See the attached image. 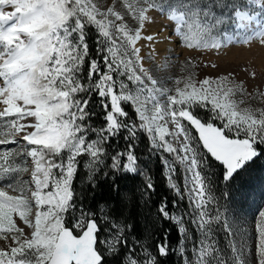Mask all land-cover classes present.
Returning <instances> with one entry per match:
<instances>
[{
    "label": "snow or ice",
    "instance_id": "6c2138e0",
    "mask_svg": "<svg viewBox=\"0 0 264 264\" xmlns=\"http://www.w3.org/2000/svg\"><path fill=\"white\" fill-rule=\"evenodd\" d=\"M157 18L171 22L165 38L143 34ZM233 24L241 31H231ZM93 27L94 48L88 42ZM253 41L264 46V0H114L107 7L98 0H0V240L10 241L0 247V264H163L171 254L181 264H264V211L252 244L238 242L224 214H211L218 201L202 174L214 162L227 186L264 158V108L241 107L264 98V91L246 92L231 73L172 78V53L156 47L170 42L221 53ZM196 109H206L208 121ZM140 131L161 152L168 187L180 200L187 196L196 213L191 223L201 239L190 253L184 217L171 214L166 199L157 211L179 226V246L170 245L168 230L152 245L129 241L135 224L121 206L120 182L139 173L146 181L141 198L154 191L135 154ZM121 136L126 147L109 153L106 146ZM84 156L92 199L102 186L115 194L114 205H100L99 214L85 207L87 192L74 187ZM176 163L183 168V191L174 179ZM102 166L110 171L98 183ZM216 225L229 237L226 250L216 244Z\"/></svg>",
    "mask_w": 264,
    "mask_h": 264
},
{
    "label": "rangeland",
    "instance_id": "374dc122",
    "mask_svg": "<svg viewBox=\"0 0 264 264\" xmlns=\"http://www.w3.org/2000/svg\"><path fill=\"white\" fill-rule=\"evenodd\" d=\"M98 2L102 6L107 7L112 6L114 0H98ZM155 23L159 25L163 24L167 27V25L171 22L169 20L161 21L160 18H157ZM252 24L255 26V21H253ZM166 30L169 32L170 29L167 27ZM166 30H160L158 35L165 34ZM230 30L241 31L236 29L234 24L231 25ZM88 37L91 39L96 37L94 27L89 31ZM141 43L145 45L142 49V54L146 56L148 53V47L146 46L147 41H143ZM164 47H167L169 52L172 53L170 57V76L172 78H181L182 76L192 74L195 79L200 80L205 77L216 78L220 75L231 73L232 78L236 83L244 84L246 92L256 93L258 91H264V46H261L258 41H253L250 46L237 45L230 49L223 50L221 53L200 49H182V47L178 48L170 42L164 44ZM182 51L183 54H181ZM187 60L191 61L190 65L185 64V61ZM149 63L150 62L146 61L145 66H148ZM213 64H216L217 67L213 68ZM252 73H255L254 79L251 76ZM237 99H245V97H237ZM241 107L252 109L264 108V98L257 96L255 101L248 100ZM195 112L199 118L205 122L208 121L211 115L206 109H196ZM214 123H216L217 126L220 125V121H214ZM169 127L171 129V125H169ZM192 135H196L195 131L192 132ZM166 139L171 140L172 138L166 137ZM172 142L174 146L178 147V144H176L175 141ZM196 146L198 147L200 153L205 158H208V154L205 150L200 148L198 144ZM163 156L170 162H173V159L170 157L172 156L171 154L163 153ZM78 159L80 160L79 164H82L84 170H87L84 167V164L88 161V157L84 156ZM258 162V164L263 165V168L260 171L250 172L247 171V169L245 173L246 178L241 176L227 186L223 182L218 181L217 174L215 173L216 171L211 167V161L209 166L204 170V172H202L203 175L209 177L213 190L212 194L218 201L210 206L211 214L214 215L216 210L219 209L231 225L236 240L238 242L241 240H247L249 246L254 240V226L259 220V212L264 211V158H261ZM180 175V172L177 170L174 177L177 184ZM22 178L28 179V174H23ZM246 181L248 182L246 183ZM245 183L246 185L244 187ZM225 193H227V195H225ZM78 214L79 213H77V215ZM174 214L182 215L184 217V227L188 230L187 235L189 238L183 239V242L185 247L189 249L190 253L194 244L199 246L201 239V233L197 226L191 223V220L194 218L196 213L193 211L192 206L191 211L181 209L178 212H174ZM19 223L21 227H25L22 222ZM25 230L28 231L27 228ZM181 235L183 236V234ZM213 235L216 244L220 248L226 250L229 237L221 225L215 226ZM9 243L10 241L6 242L0 240V247H7Z\"/></svg>",
    "mask_w": 264,
    "mask_h": 264
},
{
    "label": "trees",
    "instance_id": "16d2710c",
    "mask_svg": "<svg viewBox=\"0 0 264 264\" xmlns=\"http://www.w3.org/2000/svg\"><path fill=\"white\" fill-rule=\"evenodd\" d=\"M205 2H208V0H205ZM211 6L212 5L209 4V7ZM88 42L90 47H95V38L91 39L88 37ZM126 107L130 113V116H132V118L136 120L137 123H139L138 119L135 117L134 112L132 111L131 106L128 105ZM95 110L97 111V113L101 111V109H99L98 107ZM100 119L101 118L97 116V118L92 121L94 127L99 126ZM90 138L94 139L95 137L90 136ZM135 143V154L138 156L139 168L152 178V181L154 183V191L150 192L147 197L141 198V189L145 188L146 181L144 177L139 173L135 174L134 176H132L131 174H125L131 176V178L122 180L120 182L121 191L126 195V200L122 201L121 206L126 210L127 215H131L133 217V223L135 224V229L129 236V241L131 242L134 237L143 244L152 245L154 244L155 239H162L164 231L168 230L170 245L172 247H178L181 240L183 239V236L178 231V225L174 224L173 222L164 220L157 211L158 206L161 201L166 199L168 203V209L170 210L171 214H174V212H178L181 209L191 211L192 206L190 205L187 197L182 200L178 199L176 193L168 187L165 167L159 159L161 152L151 149V141L148 135L142 131L138 132ZM106 147L109 153H114L116 149L124 148L126 147V145L121 136L120 139L113 141L112 146ZM150 152L152 153L151 155ZM170 157L174 161V157ZM259 160L252 164L250 168L248 167L247 171H260L263 168V165L258 164ZM105 163L106 165H110V159L106 160ZM211 163L212 169H215L216 171L215 173L217 174L218 181L222 182L219 178V166L214 162ZM175 166L178 172H180L181 174L179 176L180 178H178V184L183 189V168L179 163H176ZM105 171H110V169L108 167L102 166L101 171L97 174L98 183L103 180V173ZM245 173L246 171L241 172L236 176L234 180L238 179L241 176L245 177ZM87 177L88 171L84 170L82 164H79L78 174L74 180V187L77 189V191L87 192V189L90 187ZM247 182L248 181H246V183ZM246 183L244 184V187ZM114 195L115 194H110L108 192L106 186H102L98 188L95 200L92 199V193L87 192V196L84 199V205L86 208L97 211V213L99 214L98 210L100 205H114ZM173 200L178 201V207L173 208ZM77 203L79 204V201ZM104 211H108V208L105 207ZM163 264H181V259L176 254H171L169 257L163 259Z\"/></svg>",
    "mask_w": 264,
    "mask_h": 264
},
{
    "label": "bare ground",
    "instance_id": "6f19581e",
    "mask_svg": "<svg viewBox=\"0 0 264 264\" xmlns=\"http://www.w3.org/2000/svg\"><path fill=\"white\" fill-rule=\"evenodd\" d=\"M148 28H149V31L143 33L144 35H148V34H156V35H158V32H159L160 30H166L167 27H165L163 24H160V25H159V24L154 23V24L149 25ZM165 32H166V33H165ZM165 32H163V33H165V34H162V35H159V36H160L161 38H165V37H167V32H168V30H166ZM143 45H144V44H143ZM156 47H158V48H164V44H160V43L158 42L157 45H156Z\"/></svg>",
    "mask_w": 264,
    "mask_h": 264
}]
</instances>
